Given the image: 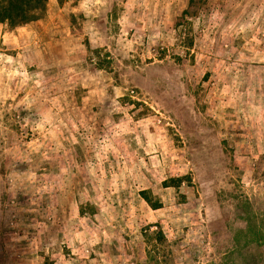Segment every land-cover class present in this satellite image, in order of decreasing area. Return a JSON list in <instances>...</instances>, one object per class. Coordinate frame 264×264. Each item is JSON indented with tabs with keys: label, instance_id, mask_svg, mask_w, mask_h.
<instances>
[{
	"label": "rangeland",
	"instance_id": "obj_1",
	"mask_svg": "<svg viewBox=\"0 0 264 264\" xmlns=\"http://www.w3.org/2000/svg\"><path fill=\"white\" fill-rule=\"evenodd\" d=\"M0 264H264V0L0 22Z\"/></svg>",
	"mask_w": 264,
	"mask_h": 264
},
{
	"label": "trees",
	"instance_id": "obj_2",
	"mask_svg": "<svg viewBox=\"0 0 264 264\" xmlns=\"http://www.w3.org/2000/svg\"><path fill=\"white\" fill-rule=\"evenodd\" d=\"M46 2L47 0H0V22L15 27L33 21L45 10Z\"/></svg>",
	"mask_w": 264,
	"mask_h": 264
}]
</instances>
